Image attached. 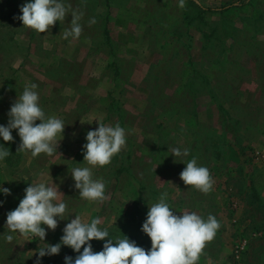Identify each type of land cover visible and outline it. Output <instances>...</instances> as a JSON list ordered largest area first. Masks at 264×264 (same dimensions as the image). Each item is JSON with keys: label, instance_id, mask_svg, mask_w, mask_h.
Instances as JSON below:
<instances>
[{"label": "rangeland", "instance_id": "obj_1", "mask_svg": "<svg viewBox=\"0 0 264 264\" xmlns=\"http://www.w3.org/2000/svg\"><path fill=\"white\" fill-rule=\"evenodd\" d=\"M68 2L83 12L76 40L62 36L70 12L39 33L18 18L23 0H0V123L30 81L45 112L66 123L51 156L19 149L15 129L14 140L0 138L11 151L0 161V183L12 189L0 195V264H34L37 237L9 242L4 235L6 211L38 175H52L82 218L100 216L113 231L127 226L145 248L151 241L140 226L163 186L177 211L213 213L220 222L196 264H264V0H185L183 8L178 0ZM93 117L127 130L121 151L94 168L107 182L108 199L99 203L80 198L69 174L86 164L85 134L98 122L82 120ZM173 146L188 148V156H174ZM193 155L209 167L214 183L207 193L179 176V160ZM66 222L46 240L52 243ZM66 254L46 255L42 264H65Z\"/></svg>", "mask_w": 264, "mask_h": 264}, {"label": "clouds", "instance_id": "obj_2", "mask_svg": "<svg viewBox=\"0 0 264 264\" xmlns=\"http://www.w3.org/2000/svg\"><path fill=\"white\" fill-rule=\"evenodd\" d=\"M178 4L183 8L185 0H178ZM19 7L18 18L22 24L39 33L51 31V26L63 21L69 12L71 22L63 31V38L76 40L83 31L80 23L83 12L72 8L68 0H23ZM95 19L91 17L89 24L95 23ZM37 89L35 81L24 84L7 110V122L0 123V138L3 141L14 140L12 130L15 129L20 137L19 149L30 151L32 156L42 152L51 156L58 151L66 123L62 117L45 112ZM94 119L98 126L86 131L81 149L84 154L82 160L86 164L72 167L69 174L80 198L99 203L108 199L107 182L95 175L94 168L109 164L113 156L121 151L127 142V130L118 121L104 123L98 117L82 121L91 123ZM171 153L186 157L189 149L173 146ZM10 154L9 147L0 142V161ZM179 161L185 163L179 173L185 185H192L204 193L212 190L214 181L207 165L199 163L194 155ZM23 192L18 204L6 211L8 232L4 239L11 242L17 236L37 237L39 245L34 251V264H42L46 255L58 254L62 245L69 246L76 253L74 257L66 254L63 257L65 264H196L205 242L212 240L220 227L213 213L205 217L191 208L177 211L167 188L161 186L158 198L148 205L140 226L151 241L150 247L145 248L127 234L111 235L100 216L85 220L80 213L70 209L52 175L50 179H42L38 175L30 180ZM11 193V188L0 183V195L6 198ZM4 203L5 199H0V206ZM72 213L75 215L68 219ZM61 220H67L62 235L58 242L51 243L46 240L47 232L55 230ZM93 239L102 241L99 250H94ZM41 241L44 243L41 244Z\"/></svg>", "mask_w": 264, "mask_h": 264}, {"label": "trees", "instance_id": "obj_3", "mask_svg": "<svg viewBox=\"0 0 264 264\" xmlns=\"http://www.w3.org/2000/svg\"><path fill=\"white\" fill-rule=\"evenodd\" d=\"M207 9H209V8H207ZM188 61H190V60H188ZM189 64H194V62H189ZM188 84H190V81H189V83ZM184 103V102H183ZM196 103V102H195ZM196 106V105H195ZM196 111V110H195ZM252 182H253V180H252ZM251 187H252V190H253V194L257 197V198H259L260 199V197H259V194H260V192L257 190V188L251 183ZM261 196V195H260ZM128 209H132V210H134V213L135 214H137L138 212H139V209L137 208V206H133V205H128V207H127ZM121 230H122V226H121ZM121 230H118V228H115L114 229V231H113V229H110L109 228V231L110 232H113V233H110L111 235H115V234H117V233H119V232H121ZM123 232H121V234H119V235H125V234H127L130 238H132V239H135L136 238V234H134V233H132L131 232V230L129 231L128 229H127V226H125L124 228H123ZM62 235V230H56V231H54V233H53V238H52V243H56V242H58L59 241V239H60V236ZM92 244H93V247H94V250H99L101 247H102V241L101 240H96V239H93L92 240ZM83 247V246H82ZM145 247V246H144ZM61 249H63V251H65V253H67V252H69L70 254H76L75 252H73V250L69 247V246H66V245H62V247H61Z\"/></svg>", "mask_w": 264, "mask_h": 264}, {"label": "crops", "instance_id": "obj_4", "mask_svg": "<svg viewBox=\"0 0 264 264\" xmlns=\"http://www.w3.org/2000/svg\"><path fill=\"white\" fill-rule=\"evenodd\" d=\"M101 109H103V112L105 113V117H106V110L104 111V109H105V106H104V107H102ZM106 109H107V108H106ZM87 111H88V109L86 110V113H85V115H86V114H88V112H87ZM105 117H104V119H105ZM104 119H103V120H104ZM18 238H19V239H21V238H23V239H27L26 237H20V236H18Z\"/></svg>", "mask_w": 264, "mask_h": 264}]
</instances>
